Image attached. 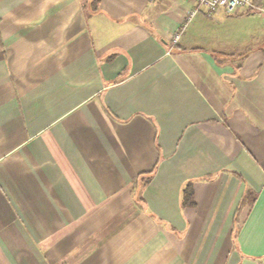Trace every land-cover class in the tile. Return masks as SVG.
<instances>
[{
    "label": "crops",
    "instance_id": "crops-1",
    "mask_svg": "<svg viewBox=\"0 0 264 264\" xmlns=\"http://www.w3.org/2000/svg\"><path fill=\"white\" fill-rule=\"evenodd\" d=\"M194 7L0 0V264H264V14Z\"/></svg>",
    "mask_w": 264,
    "mask_h": 264
},
{
    "label": "built area",
    "instance_id": "built-area-1",
    "mask_svg": "<svg viewBox=\"0 0 264 264\" xmlns=\"http://www.w3.org/2000/svg\"><path fill=\"white\" fill-rule=\"evenodd\" d=\"M195 3L194 9L188 14V20H191L200 12L212 17L216 14L225 11L228 14H235L238 11L245 9L252 13L264 14V3L260 0H191ZM187 25L176 32L173 36V44L176 45L185 31Z\"/></svg>",
    "mask_w": 264,
    "mask_h": 264
},
{
    "label": "trees",
    "instance_id": "trees-1",
    "mask_svg": "<svg viewBox=\"0 0 264 264\" xmlns=\"http://www.w3.org/2000/svg\"><path fill=\"white\" fill-rule=\"evenodd\" d=\"M187 192L188 191L186 190V193ZM256 199H257V195L252 191H248V193L244 196V198L242 200V204H241L239 210L241 209V207L243 208V206H245L246 204L253 205L255 203ZM239 210H238V212H239ZM238 221H239V217L236 216V223ZM237 231L238 230H236V233H235L236 236H237Z\"/></svg>",
    "mask_w": 264,
    "mask_h": 264
},
{
    "label": "rangeland",
    "instance_id": "rangeland-1",
    "mask_svg": "<svg viewBox=\"0 0 264 264\" xmlns=\"http://www.w3.org/2000/svg\"><path fill=\"white\" fill-rule=\"evenodd\" d=\"M260 44L263 43V42H259Z\"/></svg>",
    "mask_w": 264,
    "mask_h": 264
}]
</instances>
